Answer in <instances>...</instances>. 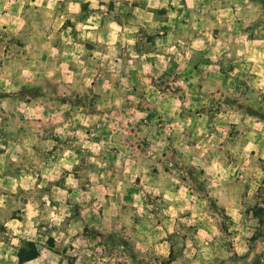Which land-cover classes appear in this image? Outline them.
I'll list each match as a JSON object with an SVG mask.
<instances>
[{
	"label": "rangeland",
	"instance_id": "obj_1",
	"mask_svg": "<svg viewBox=\"0 0 264 264\" xmlns=\"http://www.w3.org/2000/svg\"><path fill=\"white\" fill-rule=\"evenodd\" d=\"M2 1L6 11L11 0ZM154 2L163 7L136 18L132 6L146 8L142 0H101L104 24L131 29L138 19L151 25L179 17V45L172 48L170 40L158 55L138 60L132 90L115 79L108 93L102 78L98 87L66 94L59 77L30 78L27 70L21 78H0V151L25 152L17 158L23 182L29 181L14 192L24 207L10 211L25 216L22 229L31 230L37 249L48 250L45 264H256L259 257L264 207L256 201L264 205V184L258 200L244 194L240 222L230 220L217 196L220 179L248 165L241 152L256 136V115L264 117L256 111L264 100L257 65L264 54V0ZM57 12L26 4L19 31L0 26L4 69L33 62L28 39L44 31L30 25L59 24ZM141 27L143 53L152 49L151 37L167 34ZM13 58L19 64L8 62ZM107 65L103 75L111 71ZM50 148L56 158L46 155ZM48 159L53 169L45 173ZM238 234L248 240L244 256L235 252Z\"/></svg>",
	"mask_w": 264,
	"mask_h": 264
},
{
	"label": "crops",
	"instance_id": "obj_2",
	"mask_svg": "<svg viewBox=\"0 0 264 264\" xmlns=\"http://www.w3.org/2000/svg\"><path fill=\"white\" fill-rule=\"evenodd\" d=\"M142 1L145 2L146 8L132 6L133 13L137 14L136 18L153 16L152 10L148 7L152 9L163 7L162 4H156L155 2L150 4V0ZM1 2L3 1L0 0V4ZM157 2L159 3V0ZM26 4H32V6L39 4L51 10L53 9L55 12L58 11L56 15L60 17L59 24L45 23L41 25L39 23L30 25L36 32L44 31L39 36L37 33L32 32L28 39L27 48L32 54L33 62L30 60L27 67L24 65L19 70L16 67L11 68V70L10 68L4 69V63L2 62L0 64V78L5 73L15 79L21 78L27 76L24 75L27 73L26 70L29 71V77H42L43 75L49 76V74H52L54 77L60 78L59 85L66 94H69L68 91H71L74 87H77V89L84 85L92 88L98 87L102 78H104L108 79L104 81L108 84L107 90L110 93L116 87L114 84L115 79H119L117 80L118 87L124 85L130 89L132 88L134 79L139 76V73H137L139 69L135 64L138 63V60L145 58V56L158 55L165 45L170 44V40L172 48L175 49L179 45V17L175 18V15H173L168 17L167 22L159 20L154 21L151 25L138 19L139 21H136V24L132 23L131 29L117 22L104 24L102 21L104 14L99 10L101 0H41L40 3H37V0H11L6 11H4V7L0 10V19H6V22L0 24L1 28L19 31L25 22L22 20L21 14ZM84 5H86V10L83 8ZM122 5H119L118 2V5L114 7L115 10L121 11ZM1 7L2 5H0ZM177 7L179 8V5ZM116 15L118 14L116 13ZM143 25L166 29L167 31V34L162 33L161 36L151 37L148 43L151 44L152 49L147 53H143L138 49V41L141 39L142 34L136 32ZM53 28H55L54 33H52ZM124 30H128V32ZM130 30L134 32L132 33ZM51 61L55 63L52 67ZM257 61L260 63L257 64L258 67H261L264 72V54ZM8 62L19 64L16 58ZM31 62L32 64L36 62L38 66L36 70L31 68ZM107 62H109L108 65ZM110 62H112V65H110ZM102 65L111 68L109 74L103 75L101 73ZM262 92H264V88ZM263 103L264 100H261L260 107H256V111L260 114L264 112ZM70 105L69 100L62 101V106H68L69 109ZM94 115L92 114L93 117ZM252 124L256 128V131L252 133L256 136L253 135L247 138L241 152V156H247L248 165H238L234 168L236 170L234 178L227 181L224 178L220 179V194L217 196V203L223 208L224 213L230 220L234 222L245 220L243 219L245 214L242 210L244 194L255 193L256 200H258V192L264 184V117L256 115V121L254 120ZM246 148L250 150L248 155L245 154ZM20 155L25 156V152L18 155L17 152L8 149L0 151V224L4 227L8 226V229L0 228V264H20L17 250L21 241L30 240L35 242L37 240L35 236H31L33 234L31 230L22 229V224L26 221L25 216H22L23 220H20L10 211L11 209L15 210L14 208L18 206L24 207V204L14 193L15 189L29 188L26 185L29 181L24 183L21 177L26 171L18 163L21 160ZM46 155L51 159L57 157L52 148L49 149ZM17 157L20 159L18 160ZM51 159L46 160L44 164L45 173L49 168L53 169ZM229 168H225L223 172H226ZM256 207L263 208L264 205L256 201ZM20 210L22 209L20 208ZM257 220L258 217L256 216ZM26 232L30 236H26ZM241 234L244 235L243 232ZM243 235L238 234L236 236L235 252L240 256L246 255L249 251L248 240L245 238L244 240ZM258 250H260V253L256 259V264H264V240H256V253L259 252ZM38 252L36 258L21 264H45V252H48V250L41 247Z\"/></svg>",
	"mask_w": 264,
	"mask_h": 264
},
{
	"label": "trees",
	"instance_id": "obj_3",
	"mask_svg": "<svg viewBox=\"0 0 264 264\" xmlns=\"http://www.w3.org/2000/svg\"><path fill=\"white\" fill-rule=\"evenodd\" d=\"M39 252L36 248V243L30 240L21 241V245L17 250L18 262L21 264L25 261L34 259L38 256Z\"/></svg>",
	"mask_w": 264,
	"mask_h": 264
}]
</instances>
